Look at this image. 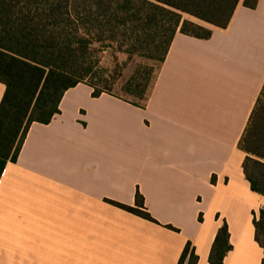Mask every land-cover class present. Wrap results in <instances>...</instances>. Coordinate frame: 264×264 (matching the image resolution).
<instances>
[{"label":"crops","instance_id":"0c3cea01","mask_svg":"<svg viewBox=\"0 0 264 264\" xmlns=\"http://www.w3.org/2000/svg\"><path fill=\"white\" fill-rule=\"evenodd\" d=\"M211 31L176 32L145 100L79 84L31 125L0 178V264H177L187 242L208 264L223 221V264H261L264 198L238 144L264 87V0ZM137 190L156 223L109 203L135 207Z\"/></svg>","mask_w":264,"mask_h":264},{"label":"trees","instance_id":"16d2710c","mask_svg":"<svg viewBox=\"0 0 264 264\" xmlns=\"http://www.w3.org/2000/svg\"><path fill=\"white\" fill-rule=\"evenodd\" d=\"M240 3L253 10L258 0H0V83L5 86L0 101V178L5 166L17 161L31 125H48L60 113L67 91L86 84L93 98L112 95L121 70L111 72L107 84L108 71L99 67L98 58L108 48L104 44L115 45L127 56V63L139 56L161 64L176 32L208 40L211 28L228 26ZM153 74V67L138 66L125 92L145 100ZM262 119L264 87L238 144L246 155L242 164L245 179L264 198V161L260 167L253 165L260 160L257 153L264 152V141L258 136ZM109 203L156 223L138 190L135 207ZM253 226L264 264V208L254 215ZM231 249L223 221L208 264H223ZM197 262L195 249L187 242L177 264Z\"/></svg>","mask_w":264,"mask_h":264},{"label":"rangeland","instance_id":"374dc122","mask_svg":"<svg viewBox=\"0 0 264 264\" xmlns=\"http://www.w3.org/2000/svg\"><path fill=\"white\" fill-rule=\"evenodd\" d=\"M104 45H108V48L99 52L98 58H99V67L108 71V74L105 78L108 81L107 84L110 82V80L108 79L111 78V72L121 70L120 78H118V80L114 83L112 87V95L131 103H139L137 98L125 92V87L128 79L132 76L133 72L138 66L153 67L154 74L147 91L148 94V92L150 91L153 85L160 64L154 63L139 56L132 57V59L127 63V56L122 52L117 51V47L115 45H109V44H104ZM124 49L125 48H123V50ZM125 63L126 65L122 67V65H124ZM95 81H97V79H95Z\"/></svg>","mask_w":264,"mask_h":264},{"label":"snow or ice","instance_id":"6c2138e0","mask_svg":"<svg viewBox=\"0 0 264 264\" xmlns=\"http://www.w3.org/2000/svg\"><path fill=\"white\" fill-rule=\"evenodd\" d=\"M258 136L262 141H264V119L259 122ZM257 155L260 157V160L253 161L254 167H260L261 161H264V152H258Z\"/></svg>","mask_w":264,"mask_h":264}]
</instances>
